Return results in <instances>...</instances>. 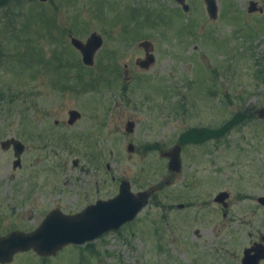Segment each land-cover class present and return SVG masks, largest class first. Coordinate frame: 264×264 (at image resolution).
Here are the masks:
<instances>
[{
    "label": "rangeland",
    "instance_id": "rangeland-1",
    "mask_svg": "<svg viewBox=\"0 0 264 264\" xmlns=\"http://www.w3.org/2000/svg\"><path fill=\"white\" fill-rule=\"evenodd\" d=\"M3 1L0 237L33 232L52 210L74 216L110 200L122 181L135 195L151 194L118 231L50 257L31 249L8 264H241L264 235V120L256 115L264 107V15L250 16L247 0H219L217 20L200 10L152 20L129 4L73 0L70 20H51L38 0L12 11ZM65 21L83 42L103 38L93 66L68 43ZM145 41L156 56L148 70L136 64ZM71 110L82 116L72 126ZM241 113L254 119L220 139L180 142ZM11 138L26 145L18 168L14 151L1 147ZM177 145L182 170L174 173L166 154ZM222 191L226 209L214 202Z\"/></svg>",
    "mask_w": 264,
    "mask_h": 264
},
{
    "label": "water",
    "instance_id": "water-1",
    "mask_svg": "<svg viewBox=\"0 0 264 264\" xmlns=\"http://www.w3.org/2000/svg\"><path fill=\"white\" fill-rule=\"evenodd\" d=\"M256 3H251L249 12L254 11ZM209 16L213 20L218 19L219 7L213 2L208 4ZM73 45L82 53L83 63L93 66L95 55L103 45V38L93 33L86 43L77 38H72ZM140 47L145 50V59H138L137 65L148 70L156 61L153 54V46L149 41L142 42ZM260 120H264V107L256 111ZM81 117V114L74 110L70 112L68 123L73 125ZM134 122H129L127 132H133ZM3 150H14L16 160L14 168L21 166V155L24 145L17 139L11 138L1 143ZM133 144L129 146V151L134 152ZM182 146L177 145L167 152L169 157V170L179 173L182 170L181 159ZM79 161H74V166H78ZM151 194L140 192L135 195L127 181H122L119 194L110 200H99L96 204L87 207L83 212L74 216H68L62 212L52 211L42 222V224L31 233L14 231L7 236L0 237V264L11 263L18 253L29 250L36 251L42 257H50L57 254L66 245H83L100 238L105 233L117 231L124 225L132 222L138 214L147 206ZM230 194L226 191L220 192L214 202L228 208ZM258 202L264 206V197H259ZM183 208L184 205H180ZM264 261V244L254 246L244 251L242 264H260Z\"/></svg>",
    "mask_w": 264,
    "mask_h": 264
},
{
    "label": "flooded vegetation",
    "instance_id": "flooded-vegetation-1",
    "mask_svg": "<svg viewBox=\"0 0 264 264\" xmlns=\"http://www.w3.org/2000/svg\"><path fill=\"white\" fill-rule=\"evenodd\" d=\"M26 1L27 0H4L3 2H5V7L8 8V10L12 11V9L15 8L14 5H16V4L20 5ZM107 1L110 3H116V4H122L123 3V5L129 4L131 7H134V10L138 8L140 10V14H142V12H143V14L148 15V17L152 20H182L186 15L191 14L195 10H200L201 12H203L205 15H207L210 18L209 12H208L209 2H211V3L215 2L219 7V0H107ZM251 3H256V6L254 7V11L250 13L249 9H250ZM72 4H73V0H38L36 6H37L38 12L40 14L44 15L45 18H47V19L70 20V17H71L70 16L71 15L70 9L72 8ZM247 4H248L247 12L250 16L255 17L256 15H258V16L264 15V5H261L258 1L247 0ZM62 14H65V16H63ZM218 17H219V15H218ZM9 18H11V17H9ZM257 18H260V17H257ZM68 22H70V21H65L66 25L64 27H62L63 31L65 30L64 32H65L67 41L69 40L68 43L70 44L72 49L74 48V49H76V51L80 52V50H78L72 43V38H75V37L72 35V33H70V23L68 24ZM86 42H84V43H86ZM152 46H153V54H154L155 47L153 44H152ZM142 49L144 50V48H142ZM81 55H82V53H81ZM154 56H155V54H154ZM155 58H156V56H155ZM138 59H140V58H138ZM136 64H137V62H136ZM72 111H74V110H71L70 112H72ZM70 112H69V118H70ZM81 117H80V119H81ZM22 144L24 145V151L22 153V155H23L26 152V145L24 143H22ZM21 164H22V157H21ZM78 165H79V163H78ZM183 208H181V209H183ZM228 208H229V206H228ZM52 211H55V210H52ZM226 216L227 215L225 213V217ZM260 244H264V235H260L258 241L257 240L254 241L252 246H250L246 249H250V248L257 246V245H260ZM16 255H18V254H16ZM16 255L14 256V258L16 257ZM241 264H242V261H241Z\"/></svg>",
    "mask_w": 264,
    "mask_h": 264
},
{
    "label": "trees",
    "instance_id": "trees-1",
    "mask_svg": "<svg viewBox=\"0 0 264 264\" xmlns=\"http://www.w3.org/2000/svg\"><path fill=\"white\" fill-rule=\"evenodd\" d=\"M4 4V3H3ZM5 6V5H4ZM9 25V23H8ZM254 115L248 114L245 116V114L241 113L238 114V116L233 120L228 123H226L222 128L219 130H207V129H191L187 133H184L180 137V142L184 144L188 140H193L194 143H201L203 142L205 138L209 139H220L223 136L226 135V133H230L232 129H235L236 126H238L245 118L246 121L252 120V117ZM254 119V117H253Z\"/></svg>",
    "mask_w": 264,
    "mask_h": 264
}]
</instances>
